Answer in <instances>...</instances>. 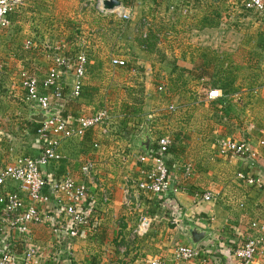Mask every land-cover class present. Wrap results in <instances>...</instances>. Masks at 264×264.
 Here are the masks:
<instances>
[{"label": "crops", "instance_id": "1", "mask_svg": "<svg viewBox=\"0 0 264 264\" xmlns=\"http://www.w3.org/2000/svg\"><path fill=\"white\" fill-rule=\"evenodd\" d=\"M118 1L131 9L130 21L101 12L97 0H24L11 12L10 27L0 29V169L41 152L21 79L42 80L56 47L70 63L85 53L87 64L80 96L70 97L72 74L65 73L63 97L51 98L52 107L72 123L109 115L83 137L62 140L63 159L42 171L48 179L69 175L86 183L89 201L81 209L89 225L71 237L51 197V223L29 226L33 243L46 264H238L227 249L264 239V231L252 228L264 229V186H248L238 176L264 177V15L245 16L251 14L242 0ZM143 21L155 38L150 52L139 45ZM112 58L126 67L111 66ZM210 88L221 92L220 99L206 101ZM242 103L256 108V123L247 120ZM146 132L149 150L157 136L172 139L166 159L171 181L182 190L167 200L134 191ZM222 138L249 141L255 157L219 156ZM86 163L92 165L89 177L80 171ZM184 166L191 167L188 177ZM13 188L0 187V193ZM204 194L215 196L214 202H202ZM143 217L148 228L136 235ZM192 226L206 231L196 245L202 258L175 261L176 247L192 245ZM0 227V248L21 255L22 237ZM251 264H264V250Z\"/></svg>", "mask_w": 264, "mask_h": 264}, {"label": "built area", "instance_id": "2", "mask_svg": "<svg viewBox=\"0 0 264 264\" xmlns=\"http://www.w3.org/2000/svg\"><path fill=\"white\" fill-rule=\"evenodd\" d=\"M24 0H0V29L10 27V14L19 10ZM105 0H97L98 7ZM242 9L250 14L264 15V0H242ZM101 12H111L123 22L131 20L132 11L128 7L120 4L113 10H103ZM149 23L143 21L138 31L142 38H146ZM29 45V43H27ZM87 57L81 52L75 61L70 63L65 58L61 48L56 47L51 55V66L47 75L40 81L29 75H22L21 87L24 90V101L34 110L39 109L49 119L39 124L35 131L36 137L41 143V152L36 158L19 156L11 164L0 169V187L8 184L15 186L12 190L0 193V210L2 216L0 222L10 230L16 231L22 237L23 251L21 255L13 251L0 248V264H46L38 245L33 243L30 225H48L52 218L47 208L50 198L53 197L56 205L61 208L65 221L64 226L68 229L71 237H76L79 231L89 225V218L82 212L81 207L89 201V191L86 183L77 182L69 175L59 178L48 179L43 176V169L50 164L59 163L63 157L59 152L62 140L75 137H83L85 132L91 128L100 126L109 120L106 112L94 116L80 117L75 123L65 119L61 112L52 107L51 98L60 100L63 97V86L61 78L65 73L72 74L71 98L80 96ZM110 64L113 67L124 68L126 61L119 58H112ZM161 91V88H159ZM221 92L215 88H210L206 95V101H216L220 99ZM170 113L174 112L173 106L168 107ZM150 120V118H148ZM148 130L145 128V131ZM105 132V129L104 131ZM145 139V135L141 134ZM172 145L169 135L157 136L154 142L158 156H154L151 151H145L139 158L140 167L137 177L132 180L135 193L153 197H163L168 194H176L181 191L179 183L174 184L170 179L169 168L165 163V155ZM259 145L264 146V140H259ZM217 154L219 156H232L237 158H254L255 151L252 144L244 140L219 139L216 143ZM186 177L191 172L190 166H184ZM92 165L84 164L80 167L83 175L88 176ZM264 174V167H262ZM245 180L248 186L262 188L264 186L263 176L238 175ZM48 192V193H47ZM129 195V193L126 191ZM202 202H214L215 196L204 194L200 197ZM172 224L177 220L172 219ZM147 217L141 218L140 226L134 231L136 235H142L148 228ZM252 228L260 234L264 229L257 224H252ZM2 230V227H0ZM230 254L238 258V264H251L258 254L264 250V239L262 237L249 238L239 243L237 246L227 249ZM173 257L175 261L189 262L200 256L197 246H178L174 249ZM202 258V257H201ZM205 261V258H203ZM149 264H167L161 260L149 262Z\"/></svg>", "mask_w": 264, "mask_h": 264}, {"label": "water", "instance_id": "3", "mask_svg": "<svg viewBox=\"0 0 264 264\" xmlns=\"http://www.w3.org/2000/svg\"><path fill=\"white\" fill-rule=\"evenodd\" d=\"M120 4L121 3L118 0H105L102 2V7L105 10H113L114 8L119 7ZM31 119L36 123H43L47 121L49 117L44 115L39 109H35ZM149 143L150 141L148 138H145V140L141 143L142 147L146 151H148L149 149ZM189 236H190L191 244L193 246H196L199 242H201L204 239V237L206 236V231L196 226H192L189 229Z\"/></svg>", "mask_w": 264, "mask_h": 264}, {"label": "rangeland", "instance_id": "4", "mask_svg": "<svg viewBox=\"0 0 264 264\" xmlns=\"http://www.w3.org/2000/svg\"><path fill=\"white\" fill-rule=\"evenodd\" d=\"M80 1H82L83 3L84 2H86L87 3V1L88 0H80ZM66 2H68V1H66ZM65 2V3H66ZM250 14V13H249ZM114 16H116L115 14H113ZM245 16H250V17H252V19H255V15L253 16V14H251V15H245ZM117 17V16H116ZM133 18H134V16H133ZM259 18V17H258ZM257 18V19H258ZM132 39H133V37H132ZM135 44H137V41H135L134 42ZM154 87H156V83H155V85H154ZM160 87H162V86H160ZM253 93V98H254V96H256L257 94V91H255V92H252ZM245 94V93H244ZM244 98V97H243ZM239 103H241V102H243V100L240 102V101H238ZM246 106V103H242V107H244L243 108V113H245V114H247L246 116H248V118H247V120L250 122V123H256V121H257V118H256V116L254 115L255 113L252 111L253 109L255 110L256 108L254 107V106H251V104L246 108L245 107ZM244 114V115H245ZM260 123V122H259ZM255 125H257V124H255ZM263 133H261V135H262ZM243 140H245V139H243ZM249 142V141H248Z\"/></svg>", "mask_w": 264, "mask_h": 264}, {"label": "trees", "instance_id": "5", "mask_svg": "<svg viewBox=\"0 0 264 264\" xmlns=\"http://www.w3.org/2000/svg\"><path fill=\"white\" fill-rule=\"evenodd\" d=\"M154 40H155L154 36H152L151 34L148 33L145 39H141L139 45H140V46H143V47H145V48H147V51L150 52V51L152 50L150 46H152L151 44L153 43ZM223 91L225 92V90H223ZM38 126H39V124H36V125H35V131H36V129L38 128ZM170 148H171V147H170ZM170 148L168 149L167 154L169 153ZM150 151H151V153H152L154 156H158V153H157V151H156V147H155V146H153V147L150 149ZM167 154H166V155H167ZM166 155H165V163H166V165L168 166V164H167V159H166V158H167ZM168 168H169V167H168ZM164 199H166V200L169 199V195H166V196L164 197Z\"/></svg>", "mask_w": 264, "mask_h": 264}]
</instances>
